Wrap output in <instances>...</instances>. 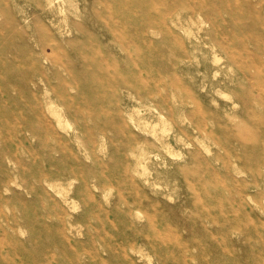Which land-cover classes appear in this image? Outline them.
I'll list each match as a JSON object with an SVG mask.
<instances>
[{"label":"rangeland","instance_id":"374dc122","mask_svg":"<svg viewBox=\"0 0 264 264\" xmlns=\"http://www.w3.org/2000/svg\"><path fill=\"white\" fill-rule=\"evenodd\" d=\"M0 264H264V0H0Z\"/></svg>","mask_w":264,"mask_h":264},{"label":"bare ground","instance_id":"6f19581e","mask_svg":"<svg viewBox=\"0 0 264 264\" xmlns=\"http://www.w3.org/2000/svg\"><path fill=\"white\" fill-rule=\"evenodd\" d=\"M170 14V13H169ZM177 15H179V14H177ZM195 20V19H194ZM199 20V19H198ZM128 45V44H127ZM129 46V45H128ZM135 49V48H134Z\"/></svg>","mask_w":264,"mask_h":264}]
</instances>
